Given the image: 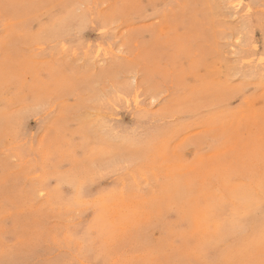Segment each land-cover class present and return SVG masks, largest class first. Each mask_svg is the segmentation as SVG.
Here are the masks:
<instances>
[{
  "label": "rangeland",
  "instance_id": "obj_1",
  "mask_svg": "<svg viewBox=\"0 0 264 264\" xmlns=\"http://www.w3.org/2000/svg\"><path fill=\"white\" fill-rule=\"evenodd\" d=\"M262 136L264 0H0V264H259Z\"/></svg>",
  "mask_w": 264,
  "mask_h": 264
},
{
  "label": "snow or ice",
  "instance_id": "obj_2",
  "mask_svg": "<svg viewBox=\"0 0 264 264\" xmlns=\"http://www.w3.org/2000/svg\"><path fill=\"white\" fill-rule=\"evenodd\" d=\"M58 23L61 24V26L64 28H72L75 26L76 21L70 15H65V16L58 19ZM36 31H42V28L36 29ZM259 152H260L259 162H260L261 173H262L261 189H262V191H264V136H262V141L260 144ZM81 172L90 178L87 182H95L96 180L101 179L106 174L103 171L96 170L95 165L89 166L87 160H85L83 162ZM217 174H219V171L217 172ZM229 178H231V176H229ZM81 192H82V194H86V184L81 187ZM41 195H43V193H41ZM226 195H227L226 193L222 194V197H221L222 202H226V199H224V197H226ZM203 203L204 202L201 201L202 205H203ZM218 206L219 205H216L215 207H218ZM215 207L208 206L209 215L214 213ZM259 264H264V259H261Z\"/></svg>",
  "mask_w": 264,
  "mask_h": 264
}]
</instances>
